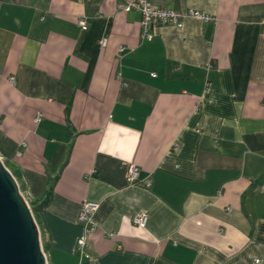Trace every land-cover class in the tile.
Wrapping results in <instances>:
<instances>
[{
  "label": "crops",
  "instance_id": "1",
  "mask_svg": "<svg viewBox=\"0 0 264 264\" xmlns=\"http://www.w3.org/2000/svg\"><path fill=\"white\" fill-rule=\"evenodd\" d=\"M122 1L0 0V156L48 264H264V0H148L213 16L152 37Z\"/></svg>",
  "mask_w": 264,
  "mask_h": 264
},
{
  "label": "water",
  "instance_id": "2",
  "mask_svg": "<svg viewBox=\"0 0 264 264\" xmlns=\"http://www.w3.org/2000/svg\"><path fill=\"white\" fill-rule=\"evenodd\" d=\"M0 264H48L33 208L1 156Z\"/></svg>",
  "mask_w": 264,
  "mask_h": 264
},
{
  "label": "built area",
  "instance_id": "3",
  "mask_svg": "<svg viewBox=\"0 0 264 264\" xmlns=\"http://www.w3.org/2000/svg\"><path fill=\"white\" fill-rule=\"evenodd\" d=\"M120 6L123 10L135 9L141 12V26L143 27V36L152 37L153 33L150 31V27L156 24H173L178 27H182L184 20L187 17L200 18L204 20L213 19V16L210 14L201 12L195 8H189L187 10H175L169 9L166 7L153 4L148 0H123L120 3ZM78 23L83 29L88 28V21L84 17L78 18ZM101 43L106 44V39H102ZM10 79L13 81L14 77L11 76ZM40 117V114L37 118ZM139 174V167L132 163L130 164L128 175L131 180H135ZM150 181L147 182L149 184ZM98 202L96 201H86L83 204L82 210L79 215V220L85 225L86 233L83 237L78 240V247L82 253H85L86 245V235L94 229V224L92 216L95 210L98 208ZM133 221L139 226H145L148 222L147 213H135L133 215Z\"/></svg>",
  "mask_w": 264,
  "mask_h": 264
},
{
  "label": "rangeland",
  "instance_id": "4",
  "mask_svg": "<svg viewBox=\"0 0 264 264\" xmlns=\"http://www.w3.org/2000/svg\"><path fill=\"white\" fill-rule=\"evenodd\" d=\"M4 162L9 167V169L11 170V172L14 174V176L17 178V180L19 182V178L20 177H19V173L17 171V167H16L15 163L11 159H8V160H6ZM19 184H20V187L23 185L21 182H19ZM21 190H22V187H21ZM22 192H23V194L25 195L26 199L29 202V200H30L29 195L24 190H22ZM40 203H41L40 199L39 200H35L34 202L33 201L30 202L31 207L35 208V211L33 210L35 217H36V215H37V217L39 215L38 214V210L39 209L37 208L36 205H40ZM36 220L38 222V219H36Z\"/></svg>",
  "mask_w": 264,
  "mask_h": 264
},
{
  "label": "trees",
  "instance_id": "5",
  "mask_svg": "<svg viewBox=\"0 0 264 264\" xmlns=\"http://www.w3.org/2000/svg\"><path fill=\"white\" fill-rule=\"evenodd\" d=\"M37 207H40V206H37ZM33 208V207H32ZM33 210L35 211V208H33Z\"/></svg>",
  "mask_w": 264,
  "mask_h": 264
}]
</instances>
